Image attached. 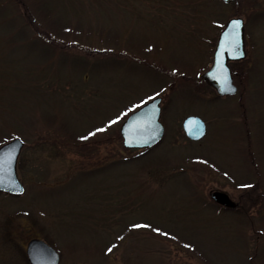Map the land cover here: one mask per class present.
<instances>
[{
	"label": "rangeland",
	"instance_id": "rangeland-1",
	"mask_svg": "<svg viewBox=\"0 0 264 264\" xmlns=\"http://www.w3.org/2000/svg\"><path fill=\"white\" fill-rule=\"evenodd\" d=\"M231 17L246 58L216 97L198 80ZM155 97L164 137L125 149L120 124ZM14 137L0 264H27L31 238L59 264H264V0H0V145Z\"/></svg>",
	"mask_w": 264,
	"mask_h": 264
},
{
	"label": "water",
	"instance_id": "water-1",
	"mask_svg": "<svg viewBox=\"0 0 264 264\" xmlns=\"http://www.w3.org/2000/svg\"><path fill=\"white\" fill-rule=\"evenodd\" d=\"M229 3L233 0H222ZM233 21H240L239 28ZM244 27L240 17L227 21L220 31L215 47L211 67L202 75L203 79L212 86L219 95H231L236 88L232 84L227 62L244 58ZM160 98H154L131 112L121 123L119 134L124 148L147 149L156 145L163 137L164 128L159 121ZM185 136L193 141L205 136L206 127L198 116H188L182 122ZM23 146L19 138H13L0 145V192L20 195L23 187L16 174L18 155ZM210 197L216 203L227 207H235V203L223 192L214 191ZM28 264H58L59 255L52 246L37 238L26 244Z\"/></svg>",
	"mask_w": 264,
	"mask_h": 264
},
{
	"label": "flooded vegetation",
	"instance_id": "flooded-vegetation-1",
	"mask_svg": "<svg viewBox=\"0 0 264 264\" xmlns=\"http://www.w3.org/2000/svg\"><path fill=\"white\" fill-rule=\"evenodd\" d=\"M217 37H218V35H217ZM216 43H217V38H216V40H215V44H214V48H213V51H212V56H213V53H214V51H215V46H216ZM244 48H245V41H244ZM245 53H246V48H245ZM246 58V57H245ZM244 58V59H245ZM244 59H241V60H230V61H228V66H229V68H230V70H231V76H232V82L234 83V81H233V77H234V73H233V71H232V67H231V65L232 64H234V63H239V62H241V61H243ZM211 62H212V58H211ZM211 62H210V64H209V66L207 67V69L210 67V65H211ZM203 73V72H202ZM198 83H201V84H206V85H208L209 87H211L208 83H206L203 79H202V74L200 75V78H199V80H198ZM235 85V84H234ZM236 86V85H235ZM237 87V86H236ZM212 88V87H211ZM213 89V88H212ZM218 96V95H217ZM239 203V202H238ZM233 210H239V205H238V207H236V208H234Z\"/></svg>",
	"mask_w": 264,
	"mask_h": 264
},
{
	"label": "snow or ice",
	"instance_id": "snow-or-ice-1",
	"mask_svg": "<svg viewBox=\"0 0 264 264\" xmlns=\"http://www.w3.org/2000/svg\"><path fill=\"white\" fill-rule=\"evenodd\" d=\"M240 21H233V25L236 27V28H239L240 26ZM97 131H102V129H98ZM90 135H92V133H90ZM86 139V138H84ZM136 227H144V226H140V225H137ZM109 251H111V249H109Z\"/></svg>",
	"mask_w": 264,
	"mask_h": 264
}]
</instances>
